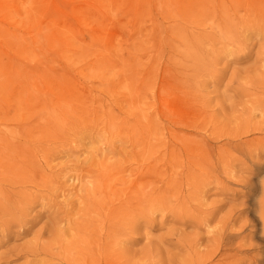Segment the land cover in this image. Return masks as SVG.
Here are the masks:
<instances>
[{"label":"rangeland","instance_id":"rangeland-1","mask_svg":"<svg viewBox=\"0 0 264 264\" xmlns=\"http://www.w3.org/2000/svg\"><path fill=\"white\" fill-rule=\"evenodd\" d=\"M252 1L0 0V264H71L79 239L99 251L106 232L97 225L82 235L73 189L93 193L87 179L103 155L109 170L119 171L113 185L121 264H182L186 246L206 249L222 225L239 230L253 219L264 185V143L238 154L230 169H215L222 180L229 176L222 189L206 174L213 159L202 152L194 151L202 168L195 167L193 179L205 182H187L182 141L200 133L237 142L264 138L250 132L264 124V10ZM57 5L67 11L65 20L48 12ZM48 25L59 29V41L32 42ZM11 141L26 147L44 174L67 168L85 180L67 182V193L73 190L67 203L31 205L45 187L15 185V174L2 173L41 170L21 165L23 157L1 158ZM211 143V156L222 158L224 143ZM52 154L51 171L44 158ZM198 207L211 213L208 222L190 219ZM66 213L76 227L66 223L61 239L56 233ZM88 218L94 225L97 217ZM46 224L53 233H41Z\"/></svg>","mask_w":264,"mask_h":264},{"label":"bare ground","instance_id":"bare-ground-1","mask_svg":"<svg viewBox=\"0 0 264 264\" xmlns=\"http://www.w3.org/2000/svg\"><path fill=\"white\" fill-rule=\"evenodd\" d=\"M250 3L254 5V9H256L257 11L264 10V0H253ZM48 12L52 13L53 16H51L58 21L59 19H66L67 11H64L63 8L61 9L58 5L54 9L48 10ZM259 14L264 17V11H261ZM58 32L59 29H52L48 25L46 27V32L39 35L40 39H33L32 42H39L43 40H45V42H58ZM25 42H27V40H25ZM54 117L55 116H52V118ZM195 127L202 129L206 128V126L203 124ZM63 129L64 127L61 126V130ZM250 132H258L264 134V124L255 125V128ZM205 135L206 134L202 135L200 133L197 137L186 136L185 140H182L184 143V150L186 152L185 160L183 162V174L187 176V182L194 184V187H197L196 185L205 182V180H201L198 182L196 179H193V176L197 171L195 170V167L202 168V157L200 154L198 157L194 156V151H197L198 153L202 152L205 154L203 155V157L213 159L209 160L210 163L208 166H205L204 170L206 171V174H210L209 178L214 177L216 180L219 179V185L217 186V188L222 187L223 189L224 183L229 179V176L227 174L225 179L222 180L220 177L215 176V169H217L218 166H221V168L224 169H230L231 166H233L235 160L239 158L238 154H245V149H247L249 153H252L251 148L259 147L264 143V138L258 140L254 139L250 141L248 140L246 142L241 140L240 142H237V137L232 135H230L229 137H226L224 135H216V138H211L210 136L206 137ZM59 140L64 142L65 139L60 138ZM214 140H218L219 143H224L225 150H223V153L221 154L222 158L220 155L211 156V154L214 152V149L211 147V142ZM64 143H68V141L66 140ZM7 146L9 148V152L1 158L19 163V157H23L21 165L29 163L32 165L37 163L35 169L41 170V172H37L36 170H28L30 168H25L23 174L17 169H13L11 172L4 171L2 173V175L4 176H9L11 173L15 174L17 178L14 183L15 185L31 183L35 186V188L42 186L45 187V191L43 193H41L39 196L32 197L31 205H33L34 203H39L40 199L43 200L42 202L45 210L46 208L58 207V205L55 203V200L62 198L63 201L67 203L68 200L65 198L69 195H72V191L74 190L76 192L77 200L82 207L80 208L82 212L81 219L83 223V230L80 228V230L82 231V235L91 234L92 228L97 225L101 227L102 231L106 232V235L103 234L101 236L100 244L103 245L100 247L98 252H96L94 248L86 247L87 243L81 245V241L79 239L76 242L77 252L73 254L74 256L71 257V259L69 257L70 260L68 261H70L71 264H121V253L119 249L120 241L118 235L120 224L117 221L119 215V205L116 194L117 190L115 185H113L114 179L119 174V171L116 168H112L111 170H109V168L105 165L106 156L103 155V162H101L99 165H95V167L98 169L92 170V173L88 176L89 179H87V186L92 188V194H83L80 189H73L67 193V182L74 181L76 182V184L82 183L83 180H85V177H81L80 175H69V173H65V170L67 168L55 172L54 176L51 177L49 174H44L43 165H40V161L37 162L34 156L30 158H28V156H25L27 154L26 147H23L19 143L13 141H11ZM103 151L102 153H104ZM111 152L115 153V150H112ZM55 158L56 156H54V154H52L51 157L44 158L46 164L45 167L49 168L51 171L55 169V166L50 165L55 160ZM177 161L178 159H176V162ZM25 174L26 176L22 177ZM46 184H51L55 187V189L52 191H48L46 189ZM207 187L208 185L203 187V189ZM57 192H59L60 194L56 195ZM196 192H198V190ZM261 194L262 197L260 201L257 203V205H254L253 208V211L255 212V215L254 213L253 215H251L253 219L248 220L246 224H244L239 230L231 229L228 223L222 225L217 234L213 235V237L209 240V243L211 242V245L207 246L206 249L204 248L203 250H201L199 242L186 246L184 249L186 253L182 258V264H264V185L262 187ZM4 195L6 197H11L10 192H6L4 193ZM67 206L73 207L71 203H68L66 207ZM93 207H96V209L92 210ZM21 210L27 217L28 209ZM199 212L200 208H195L194 213H192L193 217L190 216V219H203V221L208 222L209 217H211V213L204 215L203 211V213ZM215 212H217V210H215ZM182 213L185 216H189L190 209H183ZM69 215L70 213H66L64 215L65 220H61L59 223V227H62V229L60 228L57 231L56 235L61 239L64 238L63 235H65L67 230H69L68 228L66 229L64 227L66 223L70 225L71 230H74L76 227V222L68 217ZM88 215L97 217V219L92 222L94 224L92 226H90L91 220H89ZM51 216L52 215H50V217ZM105 222H109L108 229H105ZM46 230L53 233L54 228L49 227L46 224L41 230V233ZM258 234L263 237L261 238L263 242V247H261V250L259 246L260 244L257 243L258 241H255ZM82 235H80L79 238H81ZM106 238L108 239L106 240ZM105 241H108L109 244L105 243ZM36 242L40 243L41 238L38 237ZM254 247H257L259 249L255 248V250L252 251L250 248L254 249ZM259 250L263 255L256 259L255 255L253 254L255 251ZM72 261L75 262L73 263Z\"/></svg>","mask_w":264,"mask_h":264}]
</instances>
